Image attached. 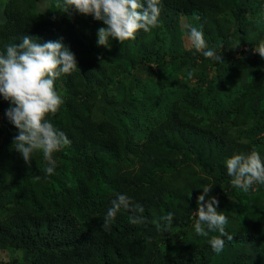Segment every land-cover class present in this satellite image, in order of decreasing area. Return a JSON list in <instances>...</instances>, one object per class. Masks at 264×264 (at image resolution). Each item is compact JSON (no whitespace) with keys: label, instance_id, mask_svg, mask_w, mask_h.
Returning a JSON list of instances; mask_svg holds the SVG:
<instances>
[{"label":"trees","instance_id":"16d2710c","mask_svg":"<svg viewBox=\"0 0 264 264\" xmlns=\"http://www.w3.org/2000/svg\"><path fill=\"white\" fill-rule=\"evenodd\" d=\"M37 1L0 0V52L24 35L74 52L47 117L71 144L53 154V174L41 151L26 164L0 96V250L21 251L0 264H264V184L233 187L225 163L253 149L264 160V59L252 51L264 43V0H161L158 26L110 48L97 45L103 21ZM184 16L221 61L182 47ZM206 185L233 235L219 254L218 233L194 228ZM117 194L143 211L121 207L106 231Z\"/></svg>","mask_w":264,"mask_h":264},{"label":"clouds","instance_id":"9594fccd","mask_svg":"<svg viewBox=\"0 0 264 264\" xmlns=\"http://www.w3.org/2000/svg\"><path fill=\"white\" fill-rule=\"evenodd\" d=\"M160 10L161 0H63L62 12H78L103 21L106 27L98 29L97 45L110 48L109 38L122 44L134 39L139 30L147 32L158 26ZM188 27L189 42L197 52L213 61L223 59L208 47L202 29ZM20 41L7 45L5 51L0 52V96L9 102L5 115L18 130L13 137L15 150L29 165L33 153L41 151L47 162L46 173L53 174L56 166L53 154L71 144L68 136L47 119L63 103L55 88V81L62 74L75 71L78 62L74 52L63 43V38L40 42L39 37L24 35ZM252 51L264 59V43L254 46ZM192 74L189 72V77ZM225 163L233 187L247 192L254 184H264V160L257 150L253 149L249 154H233ZM212 186H203V192L197 196L194 228L203 237L218 233L211 236L209 244L219 254L224 247V238L231 241L233 235L225 228L228 217L222 211H217V197L209 196ZM121 207L143 211L141 206L133 204L131 197L117 194L103 217L102 229L110 230ZM161 220L167 221V231L173 222V213L162 216ZM131 222L135 223L136 220L131 219Z\"/></svg>","mask_w":264,"mask_h":264},{"label":"rangeland","instance_id":"374dc122","mask_svg":"<svg viewBox=\"0 0 264 264\" xmlns=\"http://www.w3.org/2000/svg\"><path fill=\"white\" fill-rule=\"evenodd\" d=\"M50 2L48 0H40L39 1V8L44 9L49 6ZM190 20L187 17H182L180 22L181 27V40H182V47L187 50H191L192 45L189 42L188 35L186 34V28L189 26ZM1 121V116H0ZM13 258H21V251L20 250H0V261L7 262L12 260Z\"/></svg>","mask_w":264,"mask_h":264},{"label":"crops","instance_id":"0c3cea01","mask_svg":"<svg viewBox=\"0 0 264 264\" xmlns=\"http://www.w3.org/2000/svg\"><path fill=\"white\" fill-rule=\"evenodd\" d=\"M39 1H40V0H38V1H37V3H38V6H39ZM48 1L50 2L51 0H48Z\"/></svg>","mask_w":264,"mask_h":264}]
</instances>
